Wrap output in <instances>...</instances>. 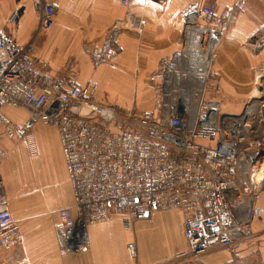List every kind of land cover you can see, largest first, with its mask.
I'll use <instances>...</instances> for the list:
<instances>
[{"label": "built area", "instance_id": "2783aa9c", "mask_svg": "<svg viewBox=\"0 0 264 264\" xmlns=\"http://www.w3.org/2000/svg\"><path fill=\"white\" fill-rule=\"evenodd\" d=\"M116 1L128 8L137 0ZM254 1L264 9V0ZM32 2L40 18L38 34L49 32L57 6ZM245 4L238 0L235 8ZM18 18L15 12L9 22ZM201 20L209 26H200ZM122 26L141 34L146 21L128 13ZM228 28L215 2L187 13L181 56L194 78L188 79V88L179 91L177 100L158 111L100 103L97 84L52 77L32 42L22 44L0 31V139L27 142L35 157L34 126L57 130L73 201L59 211L56 225L65 253L85 252L88 227L114 215L123 216L131 228L134 221L167 210L185 217L187 251L179 258L200 256L214 247L231 250L238 240L252 236L264 192V64L243 112L222 113L221 104L206 96V85L216 78L212 66ZM171 69L165 64L153 75L163 92L170 86ZM193 88L204 92L196 95ZM6 108L25 110L29 118L15 122ZM23 242L0 174V251L19 250ZM137 247L129 244L130 258L137 255Z\"/></svg>", "mask_w": 264, "mask_h": 264}, {"label": "crops", "instance_id": "0c3cea01", "mask_svg": "<svg viewBox=\"0 0 264 264\" xmlns=\"http://www.w3.org/2000/svg\"><path fill=\"white\" fill-rule=\"evenodd\" d=\"M44 1L57 6L52 30L38 34L40 18L32 0H2L0 31L22 44L32 42L35 55L49 64L52 77L97 84V100L105 105L158 111L172 101L157 88L153 75L170 63L168 91L177 79L189 84L188 68L181 62L187 13L214 2L221 20L229 21L214 67L220 94L239 108L251 98L257 70L264 64V9L254 0H244L241 8H235L238 0H137L128 8L116 0ZM15 12L19 18L12 24L9 19ZM128 13L146 21L141 34L122 26ZM4 112L16 122L29 118L25 110ZM31 133L41 147L48 135L53 152L63 159L57 130L37 124ZM9 141L0 139V174L24 242L19 250L0 251V264H264V192L259 202L262 214L252 223V236L238 240L231 250L214 247L200 256L179 258L187 251L185 217L167 210L134 221L131 228L123 216L114 215L88 227L85 252L67 254L56 231L59 211L73 204L66 169L62 189L54 193L38 180L31 161L37 156H30L27 142ZM131 243L138 246L136 260L128 255Z\"/></svg>", "mask_w": 264, "mask_h": 264}, {"label": "rangeland", "instance_id": "374dc122", "mask_svg": "<svg viewBox=\"0 0 264 264\" xmlns=\"http://www.w3.org/2000/svg\"><path fill=\"white\" fill-rule=\"evenodd\" d=\"M199 25L205 26V27L209 26L208 23L203 21V20H201L199 22ZM218 52L219 51L217 49V55H218ZM182 57H184V56L182 55ZM217 59H218V57H217ZM217 59L213 63L212 71H211L215 75H217L215 72V68H214L216 65ZM181 62L183 63L182 59H181ZM186 66L188 68L189 64H186ZM199 71H200V77L203 78L204 72L201 70H199ZM187 72H188V69H187ZM192 76L193 75H191V76L189 75V76H187V78L190 79V78H192ZM193 78H194V76H193ZM172 80H173V76H172ZM174 80L176 81L175 78H174ZM217 81H218L217 76H216V78L210 79L208 81V83L206 85V96L210 99H215L216 101H218L221 104L222 113L232 114V115L241 114L243 112V110L246 108V106H248L249 100L245 101V102H241L240 107L235 108L233 105V102L228 101L227 98L223 97L222 94H220V90H219V86L217 84ZM181 82L182 81L180 79H177V85H175L174 83H173V85H171V87L173 88L171 90V92L168 91V89L166 90L167 98H169V99L171 98L172 101H174L173 98L174 99L176 98V100H177V98L180 96V93H181L179 91L185 87H186V89L188 88V86H184V85H187L186 83L180 84ZM193 91L196 95H201L204 92L203 89L198 90L196 88H193ZM255 91H256V89L253 86L252 90H251V96L250 97H254L253 94ZM199 93H201V94H199ZM261 97H262V95H261ZM255 102H256V105L259 103L258 100H255ZM237 104H239V103H237ZM115 106H117V105H115ZM119 107H121V106H119ZM12 110L13 111H17V110L19 111L20 109H12ZM44 137H46L45 138L46 141H44V144H42V147L40 145H38L39 146V148H38V146H37V151H38L37 157H35L31 160L33 163L32 166H33V168L35 166L38 180L44 183L43 186L49 187L50 191H54V193H58L62 189V184H63L62 175L65 174L64 170L66 168H65L64 161H62L63 159H61L60 157H57L56 150H55V153L53 152V146L51 144V140H50L49 136L45 135ZM2 138H5L6 140L7 139L10 140L9 142H12L13 144H16V145H17V143L21 142V141L9 139L5 136H3ZM66 174H67V172H66ZM126 226H127V224H126ZM138 254H139V251H138V247H137V255L131 259L136 260L138 258Z\"/></svg>", "mask_w": 264, "mask_h": 264}]
</instances>
